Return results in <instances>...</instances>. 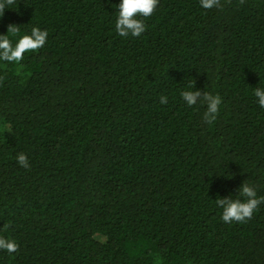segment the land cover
<instances>
[{
  "label": "trees",
  "instance_id": "trees-1",
  "mask_svg": "<svg viewBox=\"0 0 264 264\" xmlns=\"http://www.w3.org/2000/svg\"><path fill=\"white\" fill-rule=\"evenodd\" d=\"M118 3L0 0V38L48 33L0 59V264H264V204H215L264 196V0H159L139 37ZM189 85L222 97L211 124Z\"/></svg>",
  "mask_w": 264,
  "mask_h": 264
},
{
  "label": "clouds",
  "instance_id": "clouds-1",
  "mask_svg": "<svg viewBox=\"0 0 264 264\" xmlns=\"http://www.w3.org/2000/svg\"><path fill=\"white\" fill-rule=\"evenodd\" d=\"M111 2V0H109ZM159 0H119L116 5L115 30L121 37H139L146 30V24L141 19L151 16ZM200 6L210 9L219 6V0H199ZM3 4H0V8ZM48 33L39 27H33L27 34L21 35L16 44L12 46L7 39L0 38V59L9 62H19L26 50H34L42 47L47 40ZM252 94L260 108H264V86L253 87ZM180 96L189 107L202 104L206 105L204 119L211 124L216 120L222 104V97L219 94L202 92L191 85L181 91ZM166 96L160 97V103H167ZM17 162L27 168L29 162L25 153L20 152L16 156ZM216 206L221 209L220 219L225 223L244 222L250 219L259 205L264 204V196H258L255 187L249 182H243L235 197L233 195L215 200ZM18 243L14 239L0 237V249L14 253Z\"/></svg>",
  "mask_w": 264,
  "mask_h": 264
}]
</instances>
